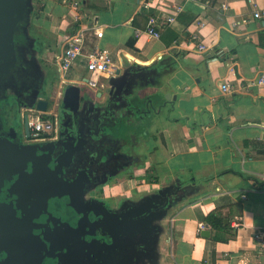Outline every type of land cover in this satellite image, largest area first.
<instances>
[{"label": "crops", "instance_id": "obj_1", "mask_svg": "<svg viewBox=\"0 0 264 264\" xmlns=\"http://www.w3.org/2000/svg\"><path fill=\"white\" fill-rule=\"evenodd\" d=\"M34 7L33 25L48 53L91 23L104 31L102 39L85 35V52L95 45L107 50L112 70L91 90L80 58L60 77L65 87L80 86L103 104L118 70L150 71L136 109L117 111L122 122L107 132L126 165L106 190L116 197L179 182L188 188L161 223L157 264H264L253 240L264 231V84L257 83L264 72V0H34ZM173 14L159 39L144 32L149 16ZM225 83L231 91L222 89ZM49 102L48 112H55L58 102ZM211 212L223 227L205 221Z\"/></svg>", "mask_w": 264, "mask_h": 264}, {"label": "water", "instance_id": "obj_2", "mask_svg": "<svg viewBox=\"0 0 264 264\" xmlns=\"http://www.w3.org/2000/svg\"><path fill=\"white\" fill-rule=\"evenodd\" d=\"M34 14V0H0V174L12 170L19 175L18 182H23L24 179L34 178L39 173V169L34 168L30 175L19 174V171L23 167L26 169L28 164L42 163L44 169L50 170L57 178L67 177L68 169L74 168L75 176L69 178L67 185L58 186L54 193L47 194L48 199L66 197L69 200L68 207L74 214L101 217L100 221L103 222L107 213L114 214L120 227L126 229V233L135 238L137 244H134V248L140 244L139 248L134 250V264H140L137 257L139 252L146 255L148 264H157L158 243L163 232L161 223L170 210L186 196L188 188L180 182L171 184L145 195L137 202L129 200L123 202L112 211L93 196L88 200L84 198L93 190L94 185L107 184L109 179L115 177L118 170L125 166L126 158L117 155L116 151L120 147L115 146L114 141L107 139L106 131L111 132L113 127L122 122L117 118V111L136 109L135 103L140 98L137 89L147 83L146 75L150 71L142 67L127 68L123 72L118 70L107 81L108 88L105 90L107 99L103 104L94 102L88 93L82 94L83 90L80 86L75 84L66 86L61 99L64 115L61 121L60 139L24 144L16 126L8 122V117L13 113L12 109V112H6L1 108V103L14 96L15 109L12 108L18 115L21 114L22 109L47 112L50 108V102L40 98L46 85L47 72L38 58L40 52L36 47L37 38L30 33ZM165 99L169 100V97L166 96ZM149 102L152 104V101ZM165 105L158 108L157 112L160 113ZM93 113L97 118L93 117ZM79 115L84 116L85 125H79ZM120 115L124 117V114ZM146 115L147 113L144 112L140 116ZM18 122L24 125L29 135L28 116H24V119L22 116ZM106 141H109V144ZM83 143L88 144L90 148L86 149ZM37 152L43 154L39 156ZM81 162L97 163L99 169L104 166H108L109 169L99 173V169L95 171L90 165H81ZM50 164L54 165L53 169L49 167ZM2 175H0L1 184L6 179ZM76 203L82 205L81 210ZM75 223L74 230L78 231L81 220L78 219ZM86 229V234L90 238L89 241H85L87 255L95 256L96 248L107 250V247L111 249L113 247V250L123 253L121 236L115 238L110 231L102 230V237L108 236L112 239V244H108L103 238L97 239L95 233L90 234L88 227ZM201 234L203 237L210 236L207 230L202 231ZM31 236L34 237L32 233ZM45 247V257H48L47 253L52 250L51 244ZM14 259V256L7 257L2 263H12ZM95 261L96 259H93L90 263Z\"/></svg>", "mask_w": 264, "mask_h": 264}, {"label": "flooded vegetation", "instance_id": "obj_3", "mask_svg": "<svg viewBox=\"0 0 264 264\" xmlns=\"http://www.w3.org/2000/svg\"><path fill=\"white\" fill-rule=\"evenodd\" d=\"M33 26L34 25H32L31 28ZM31 28L30 32H32ZM31 34L34 35L33 33ZM47 66L50 67L49 65ZM48 74L49 71L47 72L44 89L48 85ZM44 89L43 94L40 96V98L43 99H45ZM9 93L11 92L9 91ZM13 99L14 96L9 97V99L1 103V108L6 110V112L8 109H12L13 111V113H11L12 118L11 115L8 117V122L18 115L16 110H14L15 107L14 109L12 108L15 104ZM11 102L14 104L9 107ZM23 110L24 109H22L21 112L22 116ZM57 111L60 117L61 132V121L64 115L61 100L57 105ZM21 114L18 115L19 118H22ZM92 115L94 118H97L95 113ZM78 119L80 126L85 125L83 115H79ZM10 124L16 126L14 123L10 122ZM17 127L18 126H16V128ZM17 131L24 144L58 141L60 139V132L56 138L35 137L29 129L28 135L25 128L23 131L22 124H20V131L18 128ZM107 136L109 137L110 135L108 134ZM106 142L109 144V141ZM84 147L86 149L90 148L88 144H85ZM42 154L43 152H37L39 156ZM81 165H90L91 169L95 171H98L100 167L99 164L91 162L89 164L81 162ZM49 167L53 169L54 165L50 164ZM34 168L39 169L38 175L34 178H26L23 182H18L19 175H16L12 170L6 171L3 175L0 174L3 178H6L2 184L0 179V264H3L2 261L11 256H14L15 259L12 263L8 264H134V250L139 248L140 244L138 247L134 248V244H137L135 238H132L131 235L126 233V229L120 227L119 221L114 214L107 213L103 222L100 221L102 219L101 217H85L83 214L78 216L74 214L68 207L69 200L66 197L48 199L47 194L54 193L58 186H62L63 184L67 185L70 181L69 178L75 176L76 170L74 168L68 169L67 177L57 178L50 170L44 169L42 163H35L28 164L26 169L23 167L21 171H19V174L22 176L30 175ZM108 169V166L101 167L99 173ZM115 179V177H111L107 184L94 185L95 189L92 188L93 190L89 195H85V200L93 196L98 201L110 207L112 211L117 209L123 202L128 200L137 202L144 197L140 194L111 196L109 191L106 190V187ZM46 199L48 200L46 201ZM76 205L79 210L82 209L80 203H76ZM78 219L81 220V227L78 231H75V222ZM89 219L90 221H88ZM86 227H88V232H90V234L95 233L97 239L103 238L108 244H112V239L108 236L102 237V230L103 232L110 231L115 238L121 236V246L124 247L121 248L123 253H118L119 250H113V247L112 249L107 247L108 251L96 248L94 250L95 256L87 255L85 251V241H89L90 238L89 235L86 234ZM31 233L34 237L31 236ZM44 244L48 246L51 244L52 250L47 253L48 257H45L46 247ZM111 250H113V252H111ZM8 252H10V254ZM137 257L140 264L149 263V260L143 252L137 253ZM93 259H96L95 263H90ZM87 260H89V262Z\"/></svg>", "mask_w": 264, "mask_h": 264}, {"label": "built area", "instance_id": "obj_4", "mask_svg": "<svg viewBox=\"0 0 264 264\" xmlns=\"http://www.w3.org/2000/svg\"><path fill=\"white\" fill-rule=\"evenodd\" d=\"M255 17H262L261 12L256 11ZM175 15L167 17H158L156 15L149 16L147 29L144 31L150 38L159 39L161 37V30L170 26L175 22ZM141 32H138L140 34ZM88 37H96L102 39L104 31L97 27L96 24L91 23L87 29L81 32L77 38H70L67 40L58 52H51L48 54V62L57 70L60 77L69 72L75 67V62L83 58L86 63V71L89 76L84 83L89 89L94 90L98 87V78L104 73L111 71L113 68V61L110 53L95 45L94 48L86 53V40ZM201 50H206L205 47L200 46ZM47 61V60H46ZM50 64H47L50 66ZM258 84H264V72H262ZM224 91H231V85L225 83L222 85ZM31 114H34L32 117ZM28 116V125L32 134L35 137H57L60 132V117L58 111L55 112H40L27 109L23 112L24 116ZM24 131V128H23ZM245 198V196H243ZM253 240L258 250L264 254V231L259 230L253 234Z\"/></svg>", "mask_w": 264, "mask_h": 264}, {"label": "rangeland", "instance_id": "obj_5", "mask_svg": "<svg viewBox=\"0 0 264 264\" xmlns=\"http://www.w3.org/2000/svg\"><path fill=\"white\" fill-rule=\"evenodd\" d=\"M39 6V4L37 5ZM36 9H38V7H36ZM34 18V16H33ZM32 29V32L30 33H33L35 35V37L38 35V36H42L43 37V34L42 32H40L38 29H36L34 26L31 28ZM45 44H47V42H45ZM40 48V46H39ZM48 46L46 45V50L45 48L42 49V52L39 53L40 55L38 56L39 58V61L42 65L43 68L46 69V72L49 71V74H48V80H49V83L48 85L46 86V88L44 89V96L45 98H47L49 101L51 102H60L61 100V94L63 93L64 91V87H65V83L63 84L61 81H60V75L59 73L57 72V70L52 66V64L50 63H46L48 62ZM47 60V61H46ZM47 64H50V67L47 66ZM52 71V72H50ZM69 77V76H68ZM14 103L11 102L9 107L12 106ZM2 106V105H1ZM15 107V104L14 106ZM27 109H24V112L26 111ZM7 111H11V109H8ZM32 117H35L33 115H31ZM15 119V120H14ZM19 116L17 115L16 118L13 117V120L10 119V122L11 123H14L16 126H18V130L20 131V124H19ZM22 129H23V125H22ZM135 193V192H134ZM137 194V193H135ZM140 194V193H139ZM144 194V193H142Z\"/></svg>", "mask_w": 264, "mask_h": 264}, {"label": "trees", "instance_id": "obj_6", "mask_svg": "<svg viewBox=\"0 0 264 264\" xmlns=\"http://www.w3.org/2000/svg\"><path fill=\"white\" fill-rule=\"evenodd\" d=\"M38 9H39V8H38ZM38 9H36L34 16L37 15V13H38L37 10H38ZM36 38H37L36 47H37L38 51L41 53L43 48H45V50H46V44H45V42H47V41H46V39H45L44 37H42V36H38V35H37ZM39 46H40V48H39ZM50 72H52V71H50ZM48 83H49V80L47 81V84H48ZM205 221H206L209 225L213 226L214 228H220V227H223V223H224L222 217H220V216L217 217L216 214L213 213V212H211L210 214H208V215L206 216Z\"/></svg>", "mask_w": 264, "mask_h": 264}, {"label": "bare ground", "instance_id": "obj_7", "mask_svg": "<svg viewBox=\"0 0 264 264\" xmlns=\"http://www.w3.org/2000/svg\"><path fill=\"white\" fill-rule=\"evenodd\" d=\"M51 107V106H50Z\"/></svg>", "mask_w": 264, "mask_h": 264}]
</instances>
